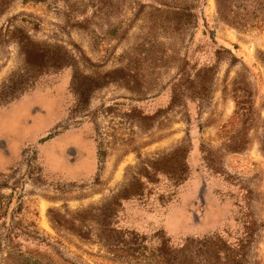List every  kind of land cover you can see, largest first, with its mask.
<instances>
[{"label": "rangeland", "instance_id": "obj_1", "mask_svg": "<svg viewBox=\"0 0 264 264\" xmlns=\"http://www.w3.org/2000/svg\"><path fill=\"white\" fill-rule=\"evenodd\" d=\"M1 212L74 264H264V0H0Z\"/></svg>", "mask_w": 264, "mask_h": 264}, {"label": "trees", "instance_id": "obj_2", "mask_svg": "<svg viewBox=\"0 0 264 264\" xmlns=\"http://www.w3.org/2000/svg\"><path fill=\"white\" fill-rule=\"evenodd\" d=\"M180 180V179H179ZM182 179L179 181L181 182ZM176 192L173 191L170 197L166 199V206L174 201ZM167 208V207H166ZM157 209H152L150 213H156ZM5 213H0V264H74L66 259L55 245L47 239L36 235L25 228L11 224L6 220ZM163 232V231H162ZM161 231L155 230L149 238H146V233H140L138 230L133 233L132 241L135 244L149 246L151 249L152 264H182L186 259L194 256L190 254L192 249L195 255L203 256V259L209 260L214 243V237H208L204 240H194L193 238L186 239L183 245L175 244L174 240ZM198 242L202 250V255L197 247L193 248V244ZM222 250L217 252L221 253ZM189 253V254H188ZM191 255V256H189ZM224 257V256H223ZM199 262V261H198Z\"/></svg>", "mask_w": 264, "mask_h": 264}]
</instances>
